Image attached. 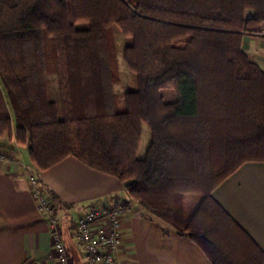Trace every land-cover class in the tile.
I'll use <instances>...</instances> for the list:
<instances>
[{"label":"trees","instance_id":"obj_1","mask_svg":"<svg viewBox=\"0 0 264 264\" xmlns=\"http://www.w3.org/2000/svg\"><path fill=\"white\" fill-rule=\"evenodd\" d=\"M262 24L264 0H0V138L40 173L70 155L75 122L81 162L211 264H264L211 196L264 162V72L242 49ZM115 28L135 80L122 110Z\"/></svg>","mask_w":264,"mask_h":264},{"label":"crops","instance_id":"obj_2","mask_svg":"<svg viewBox=\"0 0 264 264\" xmlns=\"http://www.w3.org/2000/svg\"><path fill=\"white\" fill-rule=\"evenodd\" d=\"M244 35L242 49L264 72V36ZM71 153L40 173L39 182L62 220L73 264H82L69 225L92 208L118 204L126 209L119 251L127 264H211L201 248L129 199L125 185L80 160L76 127L68 123ZM27 154L0 138V264H55L49 228L36 208L20 162ZM213 200L250 238L264 257V162H245L211 193Z\"/></svg>","mask_w":264,"mask_h":264},{"label":"built area","instance_id":"obj_3","mask_svg":"<svg viewBox=\"0 0 264 264\" xmlns=\"http://www.w3.org/2000/svg\"><path fill=\"white\" fill-rule=\"evenodd\" d=\"M260 34L264 36V30ZM1 160L3 155H0ZM20 165L27 174L36 208L48 225L55 264H73L56 203L44 192L37 176L30 172L31 169L23 162ZM125 213L123 206L114 204L92 208L83 217L70 223L69 237L81 255L82 264H127L119 251Z\"/></svg>","mask_w":264,"mask_h":264},{"label":"rangeland","instance_id":"obj_4","mask_svg":"<svg viewBox=\"0 0 264 264\" xmlns=\"http://www.w3.org/2000/svg\"><path fill=\"white\" fill-rule=\"evenodd\" d=\"M114 33H115L114 36H115V43H116V48H117L119 80H118V82H116L114 84L113 92H114V95L116 97L117 109L122 110L123 109L122 95L129 88H131L135 83L134 76L129 72V70H128V68H127V66L123 60V56H122V52H123L124 47L128 46L131 43V40L121 36V34L119 33V30L117 28L114 29ZM72 124L76 127L75 122H72ZM141 134H142L141 135V146H140V149L138 152V158L144 157L145 151H146L147 146L150 142V131L145 124L141 125ZM22 158L25 161L29 162L27 154H24V157H21V161L23 160ZM23 163H25V162H23ZM35 175L38 178V175L37 174H35Z\"/></svg>","mask_w":264,"mask_h":264}]
</instances>
